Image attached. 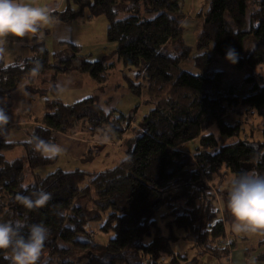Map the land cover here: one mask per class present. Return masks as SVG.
<instances>
[{
	"label": "trees",
	"instance_id": "16d2710c",
	"mask_svg": "<svg viewBox=\"0 0 264 264\" xmlns=\"http://www.w3.org/2000/svg\"><path fill=\"white\" fill-rule=\"evenodd\" d=\"M73 3L78 10L67 3L65 9L50 13L51 20L66 24L104 17L106 43L116 45L115 55L125 70H136L138 83L127 81V90L144 95L152 109L136 127L128 128L133 115L104 113L94 99L63 105L54 86L58 75L78 71L103 87L108 66L89 62L80 55V47L69 42H61L62 50L50 54L39 37L41 30L30 41L31 57L14 64L0 58V109L5 114L10 94L24 80L27 91L50 97L43 103L41 126L28 142L8 145L0 136V222L20 220L26 225L24 233L27 225L44 224L50 232L42 257L47 264H160L164 255L171 254L170 243L177 240L173 229L218 261L227 253L220 247L226 233L207 192L218 190L228 174L254 169L264 175V141L256 144L239 139L241 127L230 119L243 110L264 120V82L261 76L247 77L251 85L240 96L224 81L222 72L207 71L209 52L225 59L226 51L234 49L236 70L264 65V0H209L199 14L201 26L193 57L192 48L182 39L185 12L181 0ZM248 8L250 27L246 31ZM121 12L126 16L118 20ZM247 36L255 46L243 58ZM189 60L198 74L181 69ZM48 72L52 86L44 93L28 78ZM85 121L93 132L102 128L110 140L122 138L124 148L128 146L124 159L93 175L78 170H57L45 177L35 174L55 162L43 154V149L54 145V135L81 136L78 133ZM211 128L216 132L205 134ZM130 132L132 137L127 139ZM193 141L198 142L195 148L185 151ZM15 147H22L24 155L7 161L3 153ZM40 192H46L49 199L32 209L17 198L26 195L35 200ZM101 214L106 218L99 230L113 234L105 245L92 242L85 231V225ZM0 264L8 262L0 256Z\"/></svg>",
	"mask_w": 264,
	"mask_h": 264
},
{
	"label": "rangeland",
	"instance_id": "374dc122",
	"mask_svg": "<svg viewBox=\"0 0 264 264\" xmlns=\"http://www.w3.org/2000/svg\"><path fill=\"white\" fill-rule=\"evenodd\" d=\"M25 2L31 3L34 6L44 7L46 8V3L52 2L54 4L62 3L63 7L62 9H65L66 4L68 3L70 5V8L73 10H78L77 5L73 3V0H25ZM185 2V0H183ZM44 5V6H43ZM186 4L184 6V10H186ZM47 9V8H46ZM206 9V8H205ZM249 8L246 12V31L249 30L250 22H249ZM126 16L123 12H121L118 15V20L123 19ZM195 22L194 25H191L189 28H183L182 30V39L184 40V43L192 48L191 56H195V43L197 40V36L200 29V22L198 23V20H193ZM86 19L79 18L75 20L74 25H72V28H62L57 29L55 32L51 35L47 34L48 30H45L47 27L51 26V21L43 26L41 28L40 32L41 34L39 37L41 40L45 41L46 49L49 51L50 54L57 53L62 50V45H60L61 42L64 43H72L74 45H79L80 47V55L85 57L89 62H96L101 61L104 62V64L107 67V70L105 71L106 77L109 78L111 81L115 80L117 75V66H119L117 62V56L115 55V44H107L105 40V33L107 28V22L106 19L102 16H98L92 19V22L87 25ZM57 23V22H54ZM89 27L88 29H86ZM54 29V27H53ZM188 32V33H187ZM187 33V34H186ZM186 34V35H185ZM64 35H67L69 39L71 40H60L62 39ZM35 36V35H34ZM186 36V38H184ZM56 37V40L54 39ZM28 39V38H27ZM26 37L20 38V47L19 49L15 47V44L8 42V41H16L18 42V38L16 37H8L5 40L8 43V50L9 52H13L15 49H18L19 52H26L27 48ZM32 39V38H31ZM53 41V45L51 41ZM17 46V45H16ZM61 46V47H60ZM112 46V49L109 48ZM254 40L251 36H247L244 44H243V50L241 56L245 58L248 56L252 50L254 49ZM210 61L207 66V71L209 72H222L225 76L224 81L228 83L234 90L235 93L239 94L240 96H244L247 94V89L251 85V82H247V77L252 76H261L263 82H264V65H259L254 68H243L242 70H236L233 65L228 62L224 58H220L218 56H214L212 52H209ZM12 59H15L13 55L7 56L5 60L12 61ZM10 63V62H6ZM13 63V62H11ZM121 65V63H120ZM181 69L183 71H186L190 74L196 75L199 73V71L194 66V63L192 60L186 61L185 63L181 64ZM129 71L134 72V83H138V79H136V70L135 69H126ZM133 98H137V100L140 102L136 109H139L140 113L137 116V120L141 119L142 117L146 116L149 111L152 109V106L145 102L144 95L137 96L130 94ZM135 108V106H134ZM129 108H125V117L130 116L132 113ZM128 110V111H127ZM230 119L233 121L239 123L241 127V132L239 135V139L243 141H247L250 143H256L261 144L264 141V120H261L258 118L255 114H253L251 111H243L238 112L237 114H233L230 116ZM83 123V122H82ZM126 125V122L122 123V127ZM134 127L131 123L128 128ZM106 129L109 130V128L106 126ZM215 129L211 128L208 130L205 134L209 133H215ZM81 136H86L88 138H93L94 140H109L110 135L107 134V132H104L102 128H95V131L93 132L91 129V126L88 122L85 121V127L81 129V132L78 133ZM131 138V132L128 134V138ZM122 138L117 139V142H120ZM198 144L197 141H193L188 143L185 147V151H192L195 146ZM128 146L125 145L124 149H120L117 147H106L104 150L98 152V149H95L93 147H89L88 151L85 153V156L82 158L83 160H79L77 162L72 161L69 157L64 161L63 157H60V159L53 164L44 167L39 168L34 171L35 174H39L41 177H45L47 175L55 173L58 169L62 172H72L75 170L81 171L85 173L86 175H93L96 174L100 170H109L112 169L115 165H117L122 159L125 157V149ZM55 153H58L56 155H59V150L54 149ZM51 154L53 152H50ZM47 154H49L47 152ZM46 154V155H47ZM50 154V155H51ZM46 157V156H45ZM49 158V157H48ZM111 158L110 161H108ZM68 162V163H67ZM230 175H226L223 183L219 185L217 188L218 190H209L207 192L211 193V196H209L208 202H210L211 209H213V213L216 215L217 220H221L224 222L225 227V238L224 241L220 244V247L222 248L225 246V253L227 254L226 257H219L218 261L214 260L209 255L202 254V250L198 249L194 246V243L192 241H189L184 238V233L182 231H178L176 229H173L174 235H176L177 240L172 241L170 243V255H164L161 260L160 264H225L227 260V264H233L232 255L230 256V252L233 249V247L236 246V251L233 254L234 260L237 262H240L242 259V256L244 253L249 255V260H252L254 264H264V260L262 259L264 254V247L261 245L262 242H264V235H253L249 233H237L232 230L231 227V217L227 210V206L225 207L226 199L228 198V181L230 179ZM85 203L86 201H82ZM87 203V202H86ZM86 203L84 205H86ZM87 208H90L88 206ZM210 209V207H209ZM161 215V212L158 213V216ZM106 218V214L100 215L99 219L89 221L85 225V231H87L90 234V240L94 242L95 244L99 245H105L109 239L113 237V234L111 231L108 233H103L99 229L103 225ZM168 233V230H163V235H166ZM224 242H227L226 245ZM224 253V254H225ZM44 259V258H43Z\"/></svg>",
	"mask_w": 264,
	"mask_h": 264
},
{
	"label": "crops",
	"instance_id": "0c3cea01",
	"mask_svg": "<svg viewBox=\"0 0 264 264\" xmlns=\"http://www.w3.org/2000/svg\"><path fill=\"white\" fill-rule=\"evenodd\" d=\"M42 1V0H40ZM209 0H181V5L184 10V6L186 4L185 18L181 22V30L183 28H189L191 25H194L195 22L193 20H198V23L201 19H199L200 12H203L207 7V3ZM44 6V5H43ZM63 7V2L54 4L52 2L46 3V8L49 11V14L54 11H61ZM45 8V6H44ZM93 19V18H92ZM92 19H87V25L92 22ZM51 26L47 27L45 30H48L47 34H53L55 30L62 28H72L75 21L62 24V23H54L51 20ZM201 26V23H199ZM54 27V29H53ZM57 28V29H56ZM87 27L86 29H88ZM41 30V29H40ZM42 32V31H41ZM188 33V32H187ZM186 33V34H187ZM41 34V33H40ZM185 34V35H186ZM35 35L28 34L26 35V52H19L18 49L20 47V38H18V42L16 41H8L15 44V49L13 52H9L8 43L6 40L0 41V58L4 61L5 64H14L18 63L24 59H27L32 56V52L30 49V41L31 38ZM63 41L70 40L67 35L61 37ZM186 38V36H184ZM56 40V37L54 38ZM53 45V41L49 39ZM71 41V40H70ZM184 41V40H183ZM44 44L45 41L43 40ZM17 45V46H16ZM196 45V43H195ZM46 46V44H45ZM79 46V45H78ZM188 46V45H187ZM61 47V46H60ZM109 48L112 49V46ZM191 48V47H190ZM195 49V48H194ZM7 56L13 55L15 59L12 61L5 60ZM10 62V63H6ZM13 62V63H11ZM119 66H117V77L113 81L107 78L106 84L101 87L92 82L87 76L79 73L78 71H73L68 75H58L56 78L55 88L57 90V98L63 105H73L80 101L86 99H94L95 105L102 110L104 113H108L110 111H115L124 116L125 108L132 110L130 115L134 116V120L132 121V125L136 127L137 116L139 115V109H136L139 105V101L137 98H133L130 92L127 90L126 82H134V72L125 70L120 62L117 60ZM52 77V73L48 72L41 76H31L28 79L37 86V88L47 93L51 88L50 79ZM26 81L21 82L17 88L10 94L9 97V108L7 110V123L0 125V136L3 137L4 141L8 145H22L28 142L29 136L33 133L35 128L41 126L42 118L44 115L43 103L45 100H48L50 97H42L37 94H33L26 89ZM128 111V110H127ZM135 112V113H134ZM138 114V115H137ZM127 133L125 134V137ZM54 145L48 146L43 149V154L46 157L55 158V162L63 157L64 161L69 157L72 161L83 160L82 158L85 156V153L88 151L89 147H93L98 149V152L104 150L106 147L113 146L114 148L124 149L123 141L117 142V140H94L93 138H86L81 136H66L62 134L54 135ZM54 149L59 150L58 153H55ZM47 152L49 154H47ZM50 152H53L52 154ZM47 154V155H46ZM51 154V155H50ZM5 159L7 161H12L15 159H19L24 155V150L22 147H15L12 149H8L3 153ZM111 158L108 160L110 161ZM68 163V162H67ZM116 166V165H115ZM114 166V167H115ZM112 167V168H114ZM59 170V169H58ZM103 170L98 171L97 173ZM40 176L39 174H37ZM41 177V176H40ZM264 247V242L261 243ZM236 251V246L230 252V256L232 255L233 264H254L252 260H249V255L244 253L240 262L235 261L233 258V254ZM223 255V257H225ZM228 260V259H227ZM227 260L226 263L227 264ZM219 262V261H218Z\"/></svg>",
	"mask_w": 264,
	"mask_h": 264
},
{
	"label": "clouds",
	"instance_id": "9594fccd",
	"mask_svg": "<svg viewBox=\"0 0 264 264\" xmlns=\"http://www.w3.org/2000/svg\"><path fill=\"white\" fill-rule=\"evenodd\" d=\"M49 22L50 14L44 7L25 0H0V41L34 34ZM225 59L235 64L238 54L229 48ZM7 120V115L0 109V125ZM17 198L25 208L32 209L44 204L49 195L40 192L35 200L26 195ZM227 210L234 232L264 235V175L254 169L233 174L228 181ZM25 226L20 220L0 222V256L8 264H47L42 257L49 229L42 223H33L27 225V233H24Z\"/></svg>",
	"mask_w": 264,
	"mask_h": 264
},
{
	"label": "built area",
	"instance_id": "2783aa9c",
	"mask_svg": "<svg viewBox=\"0 0 264 264\" xmlns=\"http://www.w3.org/2000/svg\"><path fill=\"white\" fill-rule=\"evenodd\" d=\"M129 125H131V123H130ZM226 243H227V242H224L225 245H226ZM222 249H223V250L226 249L225 246H223Z\"/></svg>",
	"mask_w": 264,
	"mask_h": 264
}]
</instances>
